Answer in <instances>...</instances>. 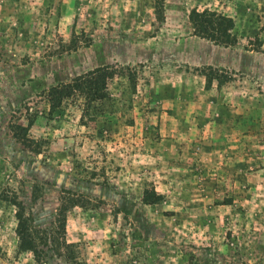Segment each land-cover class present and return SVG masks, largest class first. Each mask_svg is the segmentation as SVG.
Instances as JSON below:
<instances>
[{
	"label": "rangeland",
	"instance_id": "obj_1",
	"mask_svg": "<svg viewBox=\"0 0 264 264\" xmlns=\"http://www.w3.org/2000/svg\"><path fill=\"white\" fill-rule=\"evenodd\" d=\"M193 7L230 15L237 43L195 35ZM229 59L247 72L212 68L233 74L232 85L264 84V0H0V264H264V129H249L238 176L223 152L203 166L216 175L201 170L202 183L188 122L151 118L146 100L156 94L145 91L154 70ZM106 65V98L75 92L52 112L38 103L50 87ZM33 114L39 153L12 134ZM176 128L186 136L174 137ZM152 187L163 199L144 204ZM64 196L81 206L61 228ZM18 211L40 262L18 250Z\"/></svg>",
	"mask_w": 264,
	"mask_h": 264
},
{
	"label": "crops",
	"instance_id": "obj_2",
	"mask_svg": "<svg viewBox=\"0 0 264 264\" xmlns=\"http://www.w3.org/2000/svg\"><path fill=\"white\" fill-rule=\"evenodd\" d=\"M223 61L213 63L209 60L200 64L239 73L247 72L244 64L238 61L233 59ZM171 73L173 74L171 78L162 76ZM261 87L264 89V84ZM145 91L156 93L152 98L146 99L153 107L151 118L155 115L162 121L188 122L193 130V138L201 145L197 147L192 159L193 164L200 170L194 178L198 177L199 182L206 179L201 174L203 166L210 167L213 162L216 163L215 161L219 160L216 155L223 154V152L228 154L227 160L230 161L232 171H236V176L239 175L238 170L241 172L245 167L244 155L247 153L249 129H264V97L262 94L256 90L248 91L243 87H236L230 82L218 85L215 79L211 86L206 88L203 75L180 71L179 68L177 72H173L165 67L150 73ZM177 129H174V137L184 136V134L186 136L184 133L186 130L179 128L177 131ZM220 143L228 145L230 150L227 148L222 151L224 145L221 146ZM171 144H176L177 150H180L177 142ZM204 170L207 171L210 168ZM208 172L210 174L208 173L206 177H215L214 172L211 170ZM206 182L210 183L209 180ZM202 183L205 182L202 181Z\"/></svg>",
	"mask_w": 264,
	"mask_h": 264
},
{
	"label": "trees",
	"instance_id": "obj_3",
	"mask_svg": "<svg viewBox=\"0 0 264 264\" xmlns=\"http://www.w3.org/2000/svg\"><path fill=\"white\" fill-rule=\"evenodd\" d=\"M162 4V0H160ZM161 7V5H160ZM188 22L191 25L193 33L201 38H204L216 45L231 47L237 43V36L234 32L235 22L234 19L222 12L211 9H197L191 8L187 15ZM186 65V71L189 65ZM193 72L203 75L205 77V87L209 88L212 81L215 79L218 85L234 80L231 73L218 74L211 65L193 66ZM111 65L95 67L86 73L73 78L71 81L56 86L50 87L40 98L38 103L46 100L49 103L50 112L54 111L62 102V100L70 97L75 92L86 95L87 98L104 99L108 96L106 87L107 80L113 75ZM223 75V77L221 76ZM136 78L130 80L135 84ZM135 86V85H134ZM256 91L263 95L264 89L257 84ZM43 99V100H41ZM28 106L26 108L28 114L34 113L37 104ZM21 120L25 123L18 122L12 129L13 136L25 147L30 148L36 153L41 150V143L35 140L28 134L30 128L34 124L35 114L29 117H23ZM163 199V194L158 193L153 187L145 188L143 190L142 202L144 204H156ZM74 205L81 203L76 198L67 199L65 196L62 198L60 206L57 211V222L64 228L67 214ZM17 226L15 229L18 238V250L29 251L34 255L36 262L41 261V250L38 248L35 240L33 239L29 230L28 224L21 212H16ZM80 264V263H78Z\"/></svg>",
	"mask_w": 264,
	"mask_h": 264
}]
</instances>
